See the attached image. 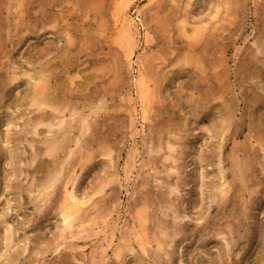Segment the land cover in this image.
<instances>
[{
    "label": "rangeland",
    "instance_id": "rangeland-1",
    "mask_svg": "<svg viewBox=\"0 0 264 264\" xmlns=\"http://www.w3.org/2000/svg\"><path fill=\"white\" fill-rule=\"evenodd\" d=\"M52 2L0 0V264H264V0Z\"/></svg>",
    "mask_w": 264,
    "mask_h": 264
},
{
    "label": "bare ground",
    "instance_id": "bare-ground-1",
    "mask_svg": "<svg viewBox=\"0 0 264 264\" xmlns=\"http://www.w3.org/2000/svg\"><path fill=\"white\" fill-rule=\"evenodd\" d=\"M53 2H54V0H52ZM52 2V3H53ZM54 4V3H53ZM187 12V11H186ZM48 15V14H47ZM47 15H45V16H47ZM44 16V17H45ZM54 16V15H53ZM52 16V17H53ZM58 16V15H57ZM43 17V16H42ZM49 18H50V16H49ZM212 18H214V17H212ZM57 19V18H56ZM24 20V19H23ZM55 20V19H54ZM210 20V19H209ZM218 20V19H217ZM40 21V20H39ZM214 21V20H213ZM213 21H212V23H213ZM52 22V21H51ZM53 22H55V21H53ZM216 22V21H215ZM37 23V22H36ZM205 23H207V21L205 22ZM17 24H20V23H17ZM179 24V23H178ZM178 24H177V26H178ZM22 25H23V22H22ZM180 25V24H179ZM182 25V24H181ZM189 25V24H188ZM187 25V26H188ZM199 25V24H198ZM201 25V24H200ZM204 25V24H203ZM218 25V24H217ZM202 26V25H201ZM198 27V26H197ZM215 27V26H214ZM218 27V26H217ZM63 28V27H62ZM181 28V27H180ZM184 28V27H183ZM183 28H182V30H183ZM213 28V27H212ZM60 29V28H59ZM128 29V28H127ZM126 29V30H127ZM185 29V28H184ZM206 29V28H205ZM205 29L204 28H197V30H196V35H194L195 37H199V36H202L204 33H205ZM172 30V29H171ZM181 30V29H180ZM208 30V29H207ZM128 31L129 32H127V37H129L128 39H130V38H132L133 37V35H132V33L130 32V28L128 29ZM168 31H170V29L168 30ZM184 31V30H183ZM192 31H194L193 29L191 30V33H193ZM210 32H212V31H210ZM214 32V31H213ZM215 32H219V31H215ZM215 35V34H214ZM209 37H210V35H208ZM191 37V36H190ZM195 37H193V38H195ZM203 37V36H202ZM73 38V37H72ZM193 38H191L192 39V41H194L193 40ZM122 39V38H121ZM196 39V38H195ZM209 39V38H208ZM72 40V39H71ZM130 41V40H129ZM198 41V40H197ZM214 41V40H213ZM216 41V40H215ZM214 41V42H215ZM74 42V41H73ZM125 42V41H124ZM127 42V41H126ZM131 42H132V39H131ZM131 42H130V45H131ZM195 42V41H194ZM203 42V41H202ZM206 42V41H205ZM204 42V43H205ZM214 42H213V44H214ZM197 43H199V42H197ZM210 43V42H209ZM208 43V44H209ZM207 44V45H208ZM212 44V45H213ZM221 44V43H220ZM195 46V48H196V46L197 45H194ZM204 46V45H203ZM205 46H206V44H205ZM208 46H210V45H208ZM207 46V47H208ZM222 46V45H221ZM217 47V46H216ZM194 48V47H193ZM215 49V48H214ZM196 51V50H195ZM206 51V50H205ZM192 53V52H191ZM198 53V52H197ZM197 53H196V55H197ZM210 53V52H209ZM217 53V52H216ZM218 53H222V52H220V51H218ZM217 53V54H218ZM188 54V53H187ZM192 55H193V53H192ZM207 55V54H206ZM219 55V54H218ZM183 56V55H182ZM198 56V55H197ZM196 56V57H197ZM185 57H186V61L187 62H189V63H191V64H197L198 65V67H197V69L196 70H199L198 68H201L202 67V65L196 60V59H194L192 56H189L188 55V57H187V55H185ZM218 57V56H217ZM198 58V57H197ZM203 58V57H202ZM218 58H220V57H218ZM217 59V58H216ZM163 60V59H162ZM181 60V59H180ZM218 60V59H217ZM182 61V60H181ZM214 62V61H213ZM179 63H181L180 61H179ZM252 63V62H251ZM200 64V65H199ZM204 64V63H203ZM184 65H185V63H184ZM188 65V64H187ZM190 65V64H189ZM183 66V65H182ZM191 67V66H190ZM152 68V67H151ZM208 68V67H207ZM210 68H211V66H210ZM208 70H209V68H208ZM151 72V71H150ZM155 72V70H153V72H152V75H154L153 73ZM206 72V71H205ZM204 72V73H205ZM196 73H197V71H196ZM207 73V72H206ZM206 73H205V76H206ZM151 74V73H150ZM199 74V73H198ZM215 74V73H214ZM216 75V74H215ZM208 76V75H207ZM203 77H204V75H203ZM44 78H46V77H44ZM146 78V77H145ZM202 78V77H201ZM211 78V77H210ZM47 79V78H46ZM152 79H153V77H152ZM43 81V80H42ZM148 81H150L151 82V80H148ZM203 81V80H202ZM205 81H206V78H205ZM48 82V81H47ZM142 82V84L140 85V86H142V88H141V90H142V94H145L144 95V98H145V100H147V104H149L150 102H151V92H152V90H154V89H152L151 90V84H149V82H147V80L146 79H144L143 78V80L141 81ZM140 82H138V84H139ZM154 83V82H153ZM206 83V82H205ZM49 87V86H48ZM48 87H46L45 86V83H44V81L41 83V84H39L38 85V87L37 88H39V89H41L40 91H39V93L40 94H42V92H43V89H49ZM51 87V86H50ZM156 89H157V87H156ZM38 90V89H37ZM36 91V90H35ZM45 91V90H44ZM47 91H50V90H47ZM218 91H219V89H218ZM155 92V91H154ZM36 93H37V91H36ZM35 93V94H36ZM140 93V92H139ZM44 94V93H43ZM154 94V93H153ZM211 94V93H210ZM38 95V94H37ZM209 95V94H208ZM216 95V94H215ZM35 97H36V95H34ZM43 96H45V95H43ZM48 96V95H47ZM51 97H52V95H50ZM153 97V96H152ZM214 97V96H213ZM217 97V96H216ZM215 97V98H216ZM46 98H48V97H46ZM45 98V99H46ZM57 98V97H56ZM212 98V97H211ZM218 98V97H217ZM40 99V98H39ZM42 99H44V98H42ZM44 99V100H45ZM51 99V98H50ZM44 100H42V101H44ZM36 101V100H35ZM215 101V100H214ZM45 102V101H44ZM54 102V101H53ZM35 103H37V102H35ZM39 103V102H38ZM47 103H48V100H47ZM49 103H51V102H49ZM152 103V102H151ZM210 103V102H209ZM224 103H226V102H224ZM55 104V103H54ZM51 105V104H50ZM151 105V104H150ZM149 105V106H150ZM53 106V105H52ZM49 107V106H48ZM51 107V106H50ZM147 108V107H146ZM150 109H151V107H150ZM149 109V110H150ZM148 112H150V111H148ZM225 113V112H224ZM231 121V120H230ZM86 129H87V127H86ZM59 148V147H58ZM56 150V149H55ZM58 150V149H57ZM54 151V150H53ZM106 151H109V150H106ZM110 153H112V151L110 152ZM109 153V154H110ZM56 156V155H55ZM57 157V156H56ZM254 161V160H253ZM246 167V166H245ZM247 168V167H246ZM252 168V167H251ZM248 169V168H247ZM246 170V169H245ZM253 170V169H252ZM9 175V174H8ZM222 176H224V175H222ZM232 189H233V187H232ZM226 191V190H225ZM66 201H65V203H64V220H65V223H66V225H67V227L66 228H68V227H71V226H75L76 227V225H73L74 224V222L75 221H77V219H79L78 217H79V215H80V212H81V210H82V205L84 204V203H82L81 201H79L72 193H70V191L67 193V195H65V198H64ZM228 201V200H227ZM147 209V208H146ZM83 213V212H82ZM81 218V217H80ZM73 228V227H72ZM71 230V229H70ZM9 237H11V236H9ZM142 241H143V239H142ZM147 243V242H146ZM150 243V242H149ZM143 244H145V242L143 243ZM147 245H148V243H147ZM150 245V244H149ZM144 247H145V245H143ZM151 247V246H150Z\"/></svg>",
    "mask_w": 264,
    "mask_h": 264
}]
</instances>
